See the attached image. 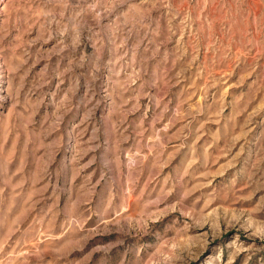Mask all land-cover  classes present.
I'll use <instances>...</instances> for the list:
<instances>
[{"label": "rangeland", "instance_id": "rangeland-1", "mask_svg": "<svg viewBox=\"0 0 264 264\" xmlns=\"http://www.w3.org/2000/svg\"><path fill=\"white\" fill-rule=\"evenodd\" d=\"M0 264H264V0H0Z\"/></svg>", "mask_w": 264, "mask_h": 264}]
</instances>
